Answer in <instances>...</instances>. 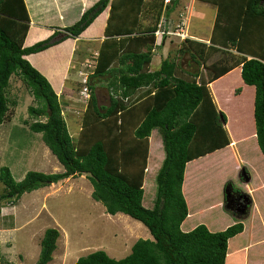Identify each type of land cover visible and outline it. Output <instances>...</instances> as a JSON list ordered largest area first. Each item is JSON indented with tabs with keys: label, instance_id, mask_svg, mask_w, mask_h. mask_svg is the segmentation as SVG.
Returning <instances> with one entry per match:
<instances>
[{
	"label": "trees",
	"instance_id": "16d2710c",
	"mask_svg": "<svg viewBox=\"0 0 264 264\" xmlns=\"http://www.w3.org/2000/svg\"><path fill=\"white\" fill-rule=\"evenodd\" d=\"M239 1L242 8L239 17L242 16L243 22L253 14L264 15V7L259 9V0H236L234 5L239 6ZM108 2L110 14L105 36L98 48L94 69L88 76L89 80L108 76L110 100L99 103L90 85L76 137L68 131L51 83L24 56L48 46L47 40L20 46L0 27V124L10 120L13 114L4 88L14 72L21 76L35 99V104L27 106L28 113L34 117L29 127L41 132L43 141L63 166L59 172L29 169L17 180L7 165H1L0 181L4 189L0 191V200H15L25 191L69 175L85 174L92 184L93 198L102 201L110 213L122 211L140 220L148 227L152 238H137L130 252L120 258L98 248L78 256L73 264H224L227 240L241 231L243 224L237 221L212 231L204 223H198L183 230L180 224L187 214L181 187L184 167L189 159L228 144V135L220 120V115L224 118L225 114L213 102L207 82L237 64L241 65L244 82L255 88V133L264 154V55H238L232 60L224 55L210 63L211 74L207 78L196 79L197 73L188 77L182 75L178 61L168 55L158 68L149 70L156 38L154 29L165 11L163 6L168 3L163 0H97L64 29L72 35L80 34ZM213 2L217 5L214 33L229 38L236 30L238 37L244 39L248 26L238 30L239 27H232L231 21L224 18L233 3ZM7 4L6 0H0V10ZM150 12L153 22L144 26L142 15ZM213 37L214 42L220 40ZM232 40L236 38L231 39L235 44ZM203 45L186 38L179 50L188 51L192 60L200 62L205 60ZM141 86H146V97L142 101L139 99L144 93L123 99ZM42 115H46L44 120L40 118ZM154 126L161 132L165 155L155 176L154 204L145 206L142 184L148 135ZM58 236V228H45L35 264H46L51 259ZM0 264L13 262L0 255Z\"/></svg>",
	"mask_w": 264,
	"mask_h": 264
},
{
	"label": "crops",
	"instance_id": "0c3cea01",
	"mask_svg": "<svg viewBox=\"0 0 264 264\" xmlns=\"http://www.w3.org/2000/svg\"><path fill=\"white\" fill-rule=\"evenodd\" d=\"M6 1L8 3L6 8L0 10V27L14 41H17L20 46H30L42 40H47L49 43L48 46L26 53L24 56L47 77L56 91L61 113H63L64 101L61 102V99H78L74 84L76 79H68L69 72L73 69L71 64L76 66L80 63L84 66L86 60L89 62L95 61V52L98 51L105 36L104 28L110 14V2L95 15L80 34L72 35L64 27L78 20L81 14L97 0ZM224 1L235 3L236 0ZM234 3L224 18L231 21L232 27H239L238 30L248 26L247 34L249 33V35L244 36V39L238 37L236 30L229 34V38L219 36L220 33H214L217 5L213 0H170L163 6V10H165L163 14L170 21L175 22L184 18L186 22L188 17L202 20L208 16L210 23L208 33L196 35L194 31L189 32L191 35L183 39L180 38L177 41L176 48L170 52L167 51L165 54L163 51L160 52L156 49L154 43L152 58L148 65L149 70L158 68L161 60L168 55L178 61L177 64L179 63L181 73L189 76L192 73H197L195 78L199 79L209 74L208 69L211 62L217 60V58H223L224 55L230 60L238 55L247 57L264 55V15L253 14V16L248 17V21L243 22L242 16L239 17V11L242 10V8L240 9L241 1H239V6H235ZM258 6L259 9L263 8L264 0H259ZM185 25L187 26V22ZM185 30L187 31V29ZM213 36L216 40L217 38L220 40L214 42ZM186 38L204 43L205 60L194 61L188 51L182 53L179 50ZM234 38L236 40L232 41L235 44L231 42V39ZM247 42L249 44L245 46ZM254 43L257 44L254 45ZM225 52L226 54H224ZM156 54L159 55L158 59H155L154 55ZM183 55L187 57V61L180 62V56ZM89 56L92 57L88 60ZM92 71L90 70V72ZM13 78L21 79L24 84L25 82L21 76L13 72L8 80V85L4 88L6 89L5 94L8 97V102L16 104V98L10 95L9 90L11 89H8ZM207 86L216 107L225 114L224 118L220 115V120L227 132L229 142L222 147H217L193 157L185 163L181 187L187 204V214L181 221L180 226L183 230H189L198 223H204L208 229L215 231L240 221L243 224L242 230L230 236L227 240L225 261L226 258L228 259L239 253L240 260L238 262H241L240 264H264V154L257 143L255 133L253 115L255 88L253 84L244 82L241 76L240 64L234 65L223 74L208 81ZM144 89H146V86L138 87L133 94L124 96L123 99L134 98L140 93H144ZM145 97L144 93L139 100L142 101ZM79 99L81 100V98ZM109 100L110 94L108 96ZM84 109L79 118L80 126L77 122L78 118L73 113L69 114L71 116L70 120L65 119L69 133L74 137L80 131ZM24 122L26 120H23ZM156 149L157 154L155 153ZM164 155L161 132L158 126H154L148 135V151L142 185L145 183L148 171L155 178ZM255 155L259 159L260 165L253 162L251 164L253 170H251L249 163L251 157ZM242 162L247 163L243 164ZM221 175L223 178L220 180V184L216 179L211 182L212 176L218 178ZM235 176L241 180V187L234 183ZM220 187L223 188L222 199L221 194H216V191H220ZM225 189L229 191L239 189V191L250 196L251 203L246 214L242 215L231 206H226ZM216 197L217 201H215ZM154 199L152 204H154ZM3 208L9 210V206H0L1 210ZM242 252L243 254L240 256Z\"/></svg>",
	"mask_w": 264,
	"mask_h": 264
},
{
	"label": "rangeland",
	"instance_id": "374dc122",
	"mask_svg": "<svg viewBox=\"0 0 264 264\" xmlns=\"http://www.w3.org/2000/svg\"><path fill=\"white\" fill-rule=\"evenodd\" d=\"M151 12L142 15L144 26L152 24ZM186 22L185 29L188 34L193 31L196 35L208 33L210 24L208 16L202 20L188 17ZM171 23L174 21L172 20ZM179 40L180 36L177 35H157L155 48L165 54L167 51L174 50ZM154 56L155 59H158L159 55ZM91 57L89 56L88 60ZM184 61H187V57L180 56V62ZM84 63V66L80 63L76 66L71 64L73 69L68 75V79H76L74 84L78 99H61V102L64 101L62 106L64 109L62 115L66 117L64 119L70 120L69 114L73 113L78 118L79 126V118L91 87L96 93L99 103H107L110 94V88L107 86L108 76L91 77L89 80V72L94 67L88 65L87 60ZM79 69H82L83 72L79 73ZM209 74H211L210 71ZM184 76L188 77L189 75ZM84 77L85 82H83ZM90 85L92 86L90 87ZM85 86L87 90H84ZM8 89H11L9 93L16 98L17 103L10 104V108L13 109L11 119L0 124V166L7 165L17 180H20L29 169L43 172L62 171V164L43 141L41 132H35L29 128L34 117L28 113L27 106L30 102L35 103L29 88L21 79L13 78ZM82 90L87 91L88 95L82 93ZM78 91L80 92L78 93ZM40 118L44 120L46 115H42ZM23 120L26 122L23 123ZM71 133L73 134V132ZM155 153L157 154V149ZM250 161L251 170H253L251 165L253 162L260 165L256 155L251 157ZM242 163L246 164L247 162ZM222 178V175L218 178L212 176L211 182L216 179L220 184ZM233 181L241 187V180L238 177ZM3 186L0 181V191L4 189ZM143 186V204L152 206L153 199L156 197V181L150 171L146 173ZM222 189L220 187V191H216V194H221V199ZM91 192L92 184L89 178L85 174H75L25 191L15 200L1 199L0 206H9L8 211L4 208V211L0 209V212L3 211L0 213L1 258L11 260L13 264H35L39 258L40 239L47 227L58 228L59 236L51 259L46 264H73L78 256L98 248L104 249L110 256L120 258L130 252L131 245L137 238H152L151 232L144 223L122 211L108 212L102 201L93 198ZM215 201H217V197ZM242 254L243 252L240 256ZM239 260L238 253L233 257L226 258L225 264H235L236 262V264H240Z\"/></svg>",
	"mask_w": 264,
	"mask_h": 264
},
{
	"label": "built area",
	"instance_id": "2783aa9c",
	"mask_svg": "<svg viewBox=\"0 0 264 264\" xmlns=\"http://www.w3.org/2000/svg\"><path fill=\"white\" fill-rule=\"evenodd\" d=\"M164 3L169 2L170 0H163ZM171 25V26H169ZM154 34L155 36L157 35H163V34H172V35H177L180 36V38H185L188 37L189 34L188 32L185 30V19L181 18L179 21H176L174 23H171V21L165 16V14H163V12L161 13V16L159 17L157 23H156V28L154 29ZM92 62L88 61V65H90L91 67H94V64ZM79 73H82V69L78 70ZM83 82H85V77ZM87 90L86 86L85 89ZM82 90V93H84L85 95L87 94V91Z\"/></svg>",
	"mask_w": 264,
	"mask_h": 264
},
{
	"label": "water",
	"instance_id": "95a60500",
	"mask_svg": "<svg viewBox=\"0 0 264 264\" xmlns=\"http://www.w3.org/2000/svg\"><path fill=\"white\" fill-rule=\"evenodd\" d=\"M230 193L231 191H229L228 189H225V204L226 206H230ZM244 194V198L242 201H239V206L235 208L236 211H238V213L240 214H246L248 209H249V205L251 203V199L250 196L247 193H243ZM230 200V201H229Z\"/></svg>",
	"mask_w": 264,
	"mask_h": 264
},
{
	"label": "flooded vegetation",
	"instance_id": "af4514ba",
	"mask_svg": "<svg viewBox=\"0 0 264 264\" xmlns=\"http://www.w3.org/2000/svg\"><path fill=\"white\" fill-rule=\"evenodd\" d=\"M243 198H244V194L243 192L239 191V189L231 191L229 198L231 200V201L229 200L230 206L235 209L236 207L239 206V201H242Z\"/></svg>",
	"mask_w": 264,
	"mask_h": 264
},
{
	"label": "clouds",
	"instance_id": "9594fccd",
	"mask_svg": "<svg viewBox=\"0 0 264 264\" xmlns=\"http://www.w3.org/2000/svg\"><path fill=\"white\" fill-rule=\"evenodd\" d=\"M97 53H98V51L95 52V55H97ZM94 60L96 61V57L94 58ZM95 61L94 62L92 61V63H94V66H95ZM88 97H89V95H88ZM32 120H34V118Z\"/></svg>",
	"mask_w": 264,
	"mask_h": 264
}]
</instances>
